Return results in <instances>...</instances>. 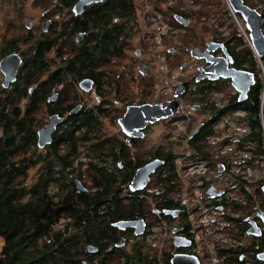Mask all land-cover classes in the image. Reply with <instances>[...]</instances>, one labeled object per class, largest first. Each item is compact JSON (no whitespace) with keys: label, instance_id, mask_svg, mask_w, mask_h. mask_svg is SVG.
Returning <instances> with one entry per match:
<instances>
[{"label":"flooded vegetation","instance_id":"obj_1","mask_svg":"<svg viewBox=\"0 0 264 264\" xmlns=\"http://www.w3.org/2000/svg\"><path fill=\"white\" fill-rule=\"evenodd\" d=\"M77 1L69 9L57 6L56 11L68 14L66 19L73 15L82 21L86 14L100 11L98 5L105 0L74 15L71 9ZM152 7L160 23L159 13L169 14V26L154 35L164 38L156 50L153 45L145 46L136 20L132 36L124 40L119 54H109L103 65L78 80L66 96L54 86L33 100L34 85L25 98L45 109L47 120L41 127L52 115L62 118L59 127L80 124L83 110L97 116L90 122L100 126L106 140L102 164L123 183L120 202L125 214L110 221L105 232L75 229L80 239L72 264H170L176 257L189 264H225L226 257H236L234 252L240 253L236 264H264L263 95L257 118L261 133L253 129L255 103L251 102L258 79L264 87V0H154ZM41 17L43 22L48 19L46 12ZM161 59L159 65L156 60ZM161 78L165 79L162 86ZM82 80L91 81L88 91L79 88ZM52 91L55 99L47 101ZM89 95L95 103L87 105ZM140 107L156 113L158 109L175 111L158 119L153 112L139 114L136 110ZM181 130L185 143L178 150ZM160 135L167 141L162 143ZM193 140L200 143L197 151L190 148ZM259 140L263 150L256 145ZM169 154L179 159V168L173 160L177 184L166 196L159 188L165 164L161 156ZM77 159L85 168L81 171L92 163L85 154ZM152 161L164 164L149 174L140 191L127 189L136 171ZM198 162L202 170L191 175ZM256 171L259 177L254 176ZM77 180L86 186L84 179ZM194 189L206 222L193 202ZM209 189L212 192L207 193ZM133 203H137V211ZM106 208L100 206L102 211ZM63 221L55 231L70 227V219L59 223ZM117 222L135 226L119 229L113 225Z\"/></svg>","mask_w":264,"mask_h":264},{"label":"trees","instance_id":"obj_2","mask_svg":"<svg viewBox=\"0 0 264 264\" xmlns=\"http://www.w3.org/2000/svg\"><path fill=\"white\" fill-rule=\"evenodd\" d=\"M0 1L6 8L18 9L28 0ZM31 1L39 4L48 0ZM73 2L56 0V5L69 9ZM137 3L105 0L98 5L100 11L86 14L82 21L73 15L66 19L68 14H62L64 19L50 20L46 33L42 31L32 37L28 31L24 37L1 38L0 59L16 53L22 63L11 87L0 90V264H72L80 239L75 229L105 232L110 221L125 214L120 202L123 183L102 164L106 140L100 126L90 122L97 116L83 110L80 124L58 126L51 143L39 149L36 132L41 122L37 114L42 107L25 98L34 85L37 88L32 94L33 100L54 86L63 89L62 95L66 96L78 80L103 65L109 54L118 55L122 43L132 36L137 25ZM51 16L52 11H46V17ZM79 31L86 33L77 43L74 35ZM44 76L46 80L41 79ZM258 81L251 102L255 103L253 129L260 132L258 105L264 97V87ZM262 144L259 140L258 149L263 150ZM189 145L196 151L200 149V143L195 140L189 141ZM79 151L92 160L85 171H77L74 166ZM161 158L165 164L159 188L161 195L167 196L177 184L175 157L169 154ZM83 177L88 178L91 187L84 186L87 192L76 194L74 182ZM79 199L82 202L76 203ZM102 204L107 205L103 211ZM132 207L137 211V203ZM105 216L109 217L108 221ZM64 218L71 220L70 227L64 232L54 231V226ZM234 254V259L226 257L224 263H239L240 253Z\"/></svg>","mask_w":264,"mask_h":264},{"label":"rangeland","instance_id":"obj_3","mask_svg":"<svg viewBox=\"0 0 264 264\" xmlns=\"http://www.w3.org/2000/svg\"><path fill=\"white\" fill-rule=\"evenodd\" d=\"M167 1V0H166ZM138 3L140 4V10H137L136 13V17H137V21L140 23V34H142L143 37V43L145 44V46L150 47L151 45L154 46L155 50L156 47H158L157 45L160 44V42H163L164 38L160 37V38H155V34L158 35V33H163V31L169 26V22H168V18H169V14L166 13H159V16L161 17V23L159 22L157 15L151 11V9L153 8V4H154V0H140L138 1ZM56 0H48L45 3H35L34 1L28 0L25 1L24 4L18 8V9H13V8H6L5 5H3L0 1V43L2 41L1 38L5 37H10V36H22L24 37L28 32H31V36H38L41 32H42V25L45 23V21L43 22V19L41 17V14L44 12H49L52 11V16L51 18H48L51 21H59L61 20L60 17L62 16V14L59 13V11H56ZM47 19V20H48ZM32 22V28L31 29H26L25 28V24L27 23H31ZM46 33V32H45ZM165 39H168L167 35L164 36ZM160 39V40H159ZM160 41V42H159ZM25 49V48H22ZM147 50V49H146ZM157 63L159 65H162V59L161 60H156ZM161 63V64H160ZM116 65V63H114ZM118 70H120V68H118ZM3 78L2 75L0 73V90H1V82H2ZM264 81V79H262ZM165 79L161 78V86L163 85ZM129 86V85H127ZM130 89L134 88L135 85H131L129 86ZM1 93V91H0ZM264 98V97H263ZM93 99L92 95L86 96L87 100L86 102H88L87 105H90V103H95ZM45 109L42 107L40 112L37 114L38 118L40 120L41 123L46 122L47 120V115H45ZM183 126L185 127V123L183 124ZM183 127V128H184ZM162 128V127H161ZM182 128V130H183ZM106 129V127H105ZM182 130L180 132L179 135H181L182 137V141L179 142L180 146H178V150H181V148L183 149L184 146V141H185V135H183ZM165 131V130H163ZM161 135H164V133H161ZM160 135V136H161ZM178 135V137H179ZM162 137V136H161ZM160 139L161 142L163 143V141H167L164 136ZM230 148V147H229ZM185 149V148H184ZM232 150V148H230ZM238 156H240L241 158H243L245 155L244 153H238ZM84 157V152L83 151H79V155L78 158H83ZM179 159L175 160L176 164L178 165L179 168ZM262 167H264V163L262 165ZM233 168V166L231 167ZM84 166L80 167L79 170H84ZM255 177H259L260 174L256 171L255 173H253ZM33 175V170L30 172V177H32ZM84 182L85 185L89 187H91V182L88 180V178L84 177ZM65 221L59 223L57 226L54 227V231L55 230H60L63 223ZM1 241H0V248H1Z\"/></svg>","mask_w":264,"mask_h":264},{"label":"water","instance_id":"obj_4","mask_svg":"<svg viewBox=\"0 0 264 264\" xmlns=\"http://www.w3.org/2000/svg\"><path fill=\"white\" fill-rule=\"evenodd\" d=\"M60 1H64V0H60ZM104 0H78L72 7V12L74 15H78L82 12V8H84L85 6L91 4V3H99L102 2ZM45 12L43 11V13L41 14V16H44ZM51 22L49 20L45 21V23L42 25V31L43 32H47L48 28L50 27ZM32 22L31 23H27L25 24V28L26 29H31L32 28ZM82 33H78L77 35H75V40L78 42L82 39ZM20 63H22V60L20 58V56L16 53H11L8 54L6 56H4L3 58L0 59V73L2 74V82H1V87L2 89H8L10 87L11 84L14 83V81L16 80L17 76V72L18 69L20 67ZM236 80V76L233 79V82ZM235 85V82H234ZM91 86V81L89 80H82L79 83V88L83 89L84 91H88L90 89ZM236 86V85H235ZM30 91L32 89H29ZM242 94V93H241ZM243 96V94H242ZM55 99V94L52 91L51 95L48 97L47 101H53ZM169 104V103H168ZM132 110V109H131ZM131 110L128 111L129 114H131ZM151 110V111H150ZM160 109L156 111H152V109H149L148 107H140L137 108V112L139 114H143V113H150L153 114L155 113V115L157 116V118H163L166 117L167 115H170L172 113H174L175 110H173V108L171 109V111L169 112H159ZM173 110V111H172ZM77 111V108H75L74 110H72L69 114L73 115L74 112ZM153 112V113H152ZM169 113V114H168ZM138 114V115H139ZM128 115V114H127ZM126 115V116H127ZM137 115V116H138ZM126 116L123 118V120L121 121V123L124 122V120L126 119ZM62 123V118L57 116V115H52L49 117L48 119V123H46L43 127H41L40 129L37 130L36 132V144L37 147L39 149L44 148L45 146L49 145L51 143V139H52V135L54 134L55 130H56V126L61 125ZM82 160L81 159H77L76 162L80 163ZM163 162L162 161H152L151 163L147 164L146 166H144L141 169H138L135 173V175H133V178L131 179L128 188L132 191H140L142 187L145 186V182L149 176V174H153V172L157 169L163 166ZM74 188L76 191V193H80V192H85V188L82 186L80 181H76ZM212 192V189H209L207 191V193ZM220 194H214L213 196H219ZM116 228L119 229H124V227H128V226H132L134 225V223H126V222H117L115 224H113ZM135 226V225H134ZM251 233V230H250ZM254 233V232H252ZM256 234V233H255ZM170 264H189V261H183V259H181L180 257H176L172 260V263Z\"/></svg>","mask_w":264,"mask_h":264},{"label":"built area","instance_id":"obj_5","mask_svg":"<svg viewBox=\"0 0 264 264\" xmlns=\"http://www.w3.org/2000/svg\"><path fill=\"white\" fill-rule=\"evenodd\" d=\"M202 167H203V165L201 164V163H195L194 164V166H193V171H192V173H190L191 175L193 174V173H195V174H199V172L202 170ZM193 193H194V200H193V202L194 203H197V205H198V207H199V209L201 210V212H202V221L203 222H206V213L204 212L205 210L203 209V207L197 202V200L195 199L196 197H197V190L196 189H194L193 190ZM204 215V216H203Z\"/></svg>","mask_w":264,"mask_h":264}]
</instances>
